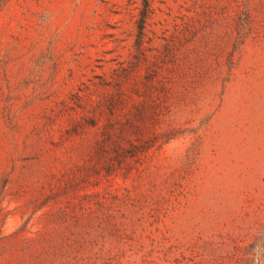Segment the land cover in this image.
<instances>
[{"label":"rangeland","instance_id":"374dc122","mask_svg":"<svg viewBox=\"0 0 264 264\" xmlns=\"http://www.w3.org/2000/svg\"><path fill=\"white\" fill-rule=\"evenodd\" d=\"M0 264H264V0H0Z\"/></svg>","mask_w":264,"mask_h":264}]
</instances>
